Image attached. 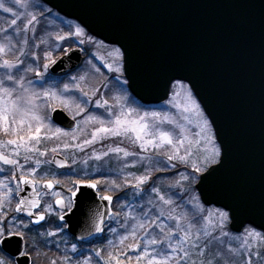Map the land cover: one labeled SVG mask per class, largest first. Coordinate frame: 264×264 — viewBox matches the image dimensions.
I'll list each match as a JSON object with an SVG mask.
<instances>
[{
  "label": "snow or ice",
  "instance_id": "obj_1",
  "mask_svg": "<svg viewBox=\"0 0 264 264\" xmlns=\"http://www.w3.org/2000/svg\"><path fill=\"white\" fill-rule=\"evenodd\" d=\"M0 12L8 14L0 26V264H38L50 244L59 256L48 264H264V227L234 231L235 208L201 200L224 148L187 77L164 81L166 110H143L128 88L135 81L125 76L124 47L96 40L41 0H0ZM101 49L115 75L93 83L103 75L93 62L104 61ZM73 51L86 52L90 67L66 79L51 71ZM57 106L74 126L56 125Z\"/></svg>",
  "mask_w": 264,
  "mask_h": 264
},
{
  "label": "water",
  "instance_id": "obj_2",
  "mask_svg": "<svg viewBox=\"0 0 264 264\" xmlns=\"http://www.w3.org/2000/svg\"><path fill=\"white\" fill-rule=\"evenodd\" d=\"M42 1L127 50L125 76L135 81L128 88L143 104L169 98L164 81L170 76L193 83L224 148L223 167L205 181L201 200L235 208L234 231L264 227V0ZM83 61V52L73 51L63 68L51 71L65 75ZM52 119L65 129L76 124L60 108ZM69 223L75 229L79 218Z\"/></svg>",
  "mask_w": 264,
  "mask_h": 264
},
{
  "label": "rangeland",
  "instance_id": "obj_3",
  "mask_svg": "<svg viewBox=\"0 0 264 264\" xmlns=\"http://www.w3.org/2000/svg\"><path fill=\"white\" fill-rule=\"evenodd\" d=\"M54 13H56V12H54ZM7 16H8V14H4V13L0 12V26H5V27L7 26V25L3 24V18H5V17H7ZM59 16H60L61 20H63V21H68V22H70V23H72V24H78V23H76V22H74V21H70V20H68V19H66V18H64V17H62L61 15H59ZM51 20H55V17H51L49 22H51ZM61 20H56V23H57V24L61 23ZM96 40H97V39H96ZM105 45H106V44H105ZM108 46H109V45H108ZM73 47H77V45H76V44H73ZM111 47L116 48L115 46H111ZM93 51H95V49H93ZM84 53H85V55H86V59H91V57H89V56L87 55L86 52H84ZM97 56H103V57H104V61H101L100 59H95V60L93 61L98 67L101 68V72L103 73V75H101V74H99V73H96L95 76L93 77V80H92L93 83H99V82L105 80L106 78H110V77H112L113 75H115L114 73L109 72L108 69H107L106 67H104V62H110V58L107 57V55L105 54L104 49H101V50L97 53ZM88 67H90V66L86 65L85 62H84L83 65L81 66V68H79V69H78L75 73H73V74H76L77 72H80V71H82L83 69H86V68H88ZM65 79H66V77H65ZM110 86H112V85L110 84ZM173 86H175V83L173 84ZM116 94H118V93H117V91L115 90V88L113 87V91H112L111 95H116ZM130 94H131V93H130ZM131 96H132V94H131ZM132 97H133V96H132ZM170 98H171V96H170ZM135 100H136L137 104L143 106V110H157V111H160V110H166L167 102H166L165 104H163L162 106H158V107H148V106H144V105H142L141 103H139L137 99H135ZM58 107H59V106H57V108H58ZM97 111H98V112H102L103 110L100 109V110H97ZM79 119H80V118L78 117L77 120H79ZM81 127H83V125H81ZM91 127H92V126L90 125V126H89V129H91ZM0 138H2V137H0ZM108 143H111V141H105V144H108ZM49 146H50V145H49ZM125 146L132 147L131 145H129L128 141H125ZM97 147L99 148L100 145H97ZM0 150H2V149H0ZM49 155H52V154L50 153ZM82 155H83V154H81V153H77V156H78V157H79V156H82ZM112 162L114 163L113 166H111V167H113V168L118 167L119 164H120V161L115 160V159H113ZM129 171H137V170H136V169H129ZM4 175H5V174L0 173V179H2ZM167 175H168V174H167ZM64 183H65L67 186H70V182H68V181H64ZM164 183H168V181H165ZM46 199H48V198H46ZM130 199H131V196H129V200H130ZM14 205H15V204H14ZM14 205H12V207H14ZM206 208H208V207H206ZM210 208H213V207H210ZM9 215H12V213H9ZM58 239H59V238H58ZM104 243H106V241H105Z\"/></svg>",
  "mask_w": 264,
  "mask_h": 264
},
{
  "label": "flooded vegetation",
  "instance_id": "obj_4",
  "mask_svg": "<svg viewBox=\"0 0 264 264\" xmlns=\"http://www.w3.org/2000/svg\"><path fill=\"white\" fill-rule=\"evenodd\" d=\"M58 188H59V186H58ZM120 195H122V194H120ZM130 196V195H129ZM129 196H127L126 197V199H128L129 200ZM15 204V201H13V205ZM36 227H40V226H36ZM43 230V229H42ZM69 240H72L73 242H75L74 240H73V237H72V235H70L69 233H68V237H67ZM53 239H57L58 240V238H53ZM101 241H104V238L103 239H101ZM105 242V241H104ZM96 245L95 244H86V245H84V247L86 248V249H88V248H91V247H95ZM63 248V245L61 244V249ZM43 252L44 253H46L47 255L45 256V255H41V257L39 258V260H38V264H48V260L49 259H51V258H55V257H57V256H59V251L56 249V247H55V245H51L50 244V246L48 247V248H46V249H43Z\"/></svg>",
  "mask_w": 264,
  "mask_h": 264
},
{
  "label": "trees",
  "instance_id": "obj_5",
  "mask_svg": "<svg viewBox=\"0 0 264 264\" xmlns=\"http://www.w3.org/2000/svg\"><path fill=\"white\" fill-rule=\"evenodd\" d=\"M46 7V6H45ZM75 73V72H74ZM73 74V73H72ZM63 77H66V76H63ZM113 162L111 163V165L110 166H113ZM168 175L170 176V175H172L171 173H168Z\"/></svg>",
  "mask_w": 264,
  "mask_h": 264
}]
</instances>
